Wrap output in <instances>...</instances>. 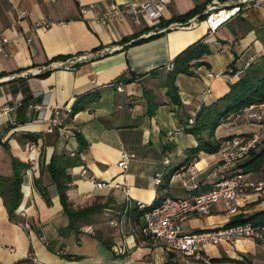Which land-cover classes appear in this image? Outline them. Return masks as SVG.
Masks as SVG:
<instances>
[{"label": "crops", "instance_id": "crops-1", "mask_svg": "<svg viewBox=\"0 0 264 264\" xmlns=\"http://www.w3.org/2000/svg\"><path fill=\"white\" fill-rule=\"evenodd\" d=\"M146 1L0 0V32L13 41L0 52V177L12 179L15 161L26 165L20 170L23 199L15 218L1 196L10 185L0 182V264H34L29 256L42 264H202L149 245L126 229L122 234L114 223L121 217L125 193L98 189L95 183L125 181L134 201L158 205L166 197L198 193L183 186L181 174L189 185L194 176L201 191L233 172L213 175L219 170L220 151L191 154L199 143L187 132L191 128L187 123L204 106L219 103L247 70L264 62V0L246 5L240 0H172L156 28L136 25L132 19L102 24L94 20V12L81 13L82 7L91 4L101 15L112 2L139 5ZM211 3L226 12L240 8L213 36L205 19ZM196 9L195 27L170 28L192 19L184 17ZM43 20L51 21V27L33 30ZM199 41L208 45L211 54L194 70L195 75H178L180 104H176L168 95L166 67ZM80 57H86V62L71 69L56 68ZM119 83L122 92L117 91ZM89 93L99 98L68 117L63 127L47 132L54 111L73 110ZM257 131L258 125L246 118L233 124L223 119L214 137L222 144ZM124 153L136 158L122 172L118 163ZM53 157H63L72 179L69 204L75 210L102 206L77 221L74 229L49 172ZM250 158L235 170L263 179L264 164L245 167ZM262 213L264 191L251 193L236 215L219 203L209 216L185 221L183 231L192 234L247 221L258 223L264 220ZM131 216L137 227L144 223L137 211ZM24 222L30 229L21 226ZM120 244L126 248L125 255L116 253ZM205 251L215 264H264V246L250 239L207 246Z\"/></svg>", "mask_w": 264, "mask_h": 264}, {"label": "built area", "instance_id": "built-area-1", "mask_svg": "<svg viewBox=\"0 0 264 264\" xmlns=\"http://www.w3.org/2000/svg\"><path fill=\"white\" fill-rule=\"evenodd\" d=\"M243 5L249 4L251 0H240ZM172 4V0H147L139 5H118L115 2L110 3L105 12L101 15L96 14L97 6L91 4L81 8V13L86 15L88 12H94V20L97 23L109 24L111 22L126 23L132 19L136 25H147L150 28H156L164 18L167 8ZM226 9V8H223ZM230 9V8H229ZM240 8L230 9V15L226 17L224 22H227L232 15H236V11ZM219 9L218 3H211L207 6V26L209 35L213 36L222 26L217 21V17L223 12ZM198 24L197 18H192L186 23L174 24L170 28H192ZM52 22L43 20L36 24L33 30L49 28ZM21 35H24L22 33ZM27 42H32V36L27 38ZM13 41L9 39L5 33L0 32V52H3L6 47H11ZM86 57H80L77 60H71L56 65V68L71 69L78 64L86 62ZM173 64L166 67L167 71H172ZM209 78H213V74L208 73ZM117 91H123L121 83L117 86ZM73 114L72 109L65 111H54L53 118L49 123L47 132L52 133L56 128L63 127L66 119ZM246 118L258 125V131L251 135H237L226 139L221 144L220 152L222 154L219 170L213 175L217 176L220 173H225L226 170H233L229 175L221 177L209 189L199 191L200 185L196 183L195 177L192 176L189 185L186 176L181 174L183 186L190 190L198 191L197 194L189 195L185 198L166 197L158 205H146L140 201H134L128 191L127 184L123 182L101 181L96 182L98 189L122 190L125 195V203L121 210V217L114 223L119 228L120 232L125 233V229L137 236L138 239H146L149 245H155L159 249L168 253H178L183 258L199 262L202 264H215L213 259L205 251L207 246H219L222 243L234 245L238 240L250 239L264 246V223L242 222L233 225L215 227L212 229H204L192 234H187L183 231V224L191 217H206L211 214L212 207L223 203L227 212L230 215H236L239 205L248 201L251 193H260L264 191V178L251 179L243 172L236 171L238 164L245 161L251 156L253 151H257L264 145V103L259 105H251L232 114L224 119V123L233 124L234 120ZM195 123L194 119L188 121V126L192 127ZM135 154L124 153L118 163V167L125 172L128 169L129 162L135 159ZM237 168V169H236ZM236 169V170H235ZM88 173L86 168H83L82 174ZM157 183L161 181L158 178ZM137 211L144 220L140 227H137L132 213ZM22 217L24 212L19 213ZM114 222V221H112ZM25 229H30V224L24 222L21 224ZM45 244L48 242L43 239ZM118 255H125L126 248L119 245L116 248ZM29 259L34 264H42L38 258L29 256Z\"/></svg>", "mask_w": 264, "mask_h": 264}, {"label": "trees", "instance_id": "trees-1", "mask_svg": "<svg viewBox=\"0 0 264 264\" xmlns=\"http://www.w3.org/2000/svg\"><path fill=\"white\" fill-rule=\"evenodd\" d=\"M197 12V9L190 12L184 17V19L195 17ZM205 19H207V16ZM200 20H204L203 17H200ZM210 54L211 51L208 45L205 44L204 41H199L193 45H190L176 57L173 62L174 68L172 71H170L166 83L168 95L173 98V101L176 104H180L178 97V87L176 85L178 75H195L194 70L202 66L204 64V57L209 56ZM98 98L99 96L97 93H89L81 97L73 108V114L84 110L88 104L96 101ZM262 103H264V62L247 70L245 76L241 78L239 82L231 86L230 92L225 97H223L219 103L210 107L204 106L201 109L197 118L195 119L194 125L187 129V132L194 135L199 143L198 147L191 151V154L198 155L201 152L208 154L218 153L221 149V143L216 142L214 132L221 124V121L232 114L238 113L248 106ZM206 133L208 136H204ZM77 138L79 141H82L81 136H78ZM250 157V161L245 164V167L251 164H254L255 166L264 164V148H262L259 152L253 151ZM14 165L15 172L12 179L0 177V182H2L4 185H10L9 189L7 190L8 192L1 193V196L5 199V205L11 215V218H15V212L19 208L23 199L21 189L23 183V174L20 170L26 168V165H18L16 161L14 162ZM66 170L67 165L64 163L63 157L52 158V162L49 166V172L53 178V181L58 187L63 208L70 217L71 229H74L77 221L85 218L89 214L100 211L102 206L93 205L75 210L71 204H69L67 197V190L69 188V184L72 183V179L67 175ZM262 214L264 215V213ZM250 220H252V218ZM258 223H264V220ZM213 262L215 263V260H213Z\"/></svg>", "mask_w": 264, "mask_h": 264}, {"label": "bare ground", "instance_id": "bare-ground-1", "mask_svg": "<svg viewBox=\"0 0 264 264\" xmlns=\"http://www.w3.org/2000/svg\"><path fill=\"white\" fill-rule=\"evenodd\" d=\"M228 15H230V13L229 12H223L220 16H218L216 19H217V21L219 22V23H221V24H223L224 23V19L226 18V17H228Z\"/></svg>", "mask_w": 264, "mask_h": 264}, {"label": "rangeland", "instance_id": "rangeland-1", "mask_svg": "<svg viewBox=\"0 0 264 264\" xmlns=\"http://www.w3.org/2000/svg\"><path fill=\"white\" fill-rule=\"evenodd\" d=\"M210 256V255H209Z\"/></svg>", "mask_w": 264, "mask_h": 264}]
</instances>
